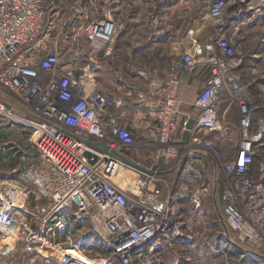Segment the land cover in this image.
<instances>
[{"label":"built area","instance_id":"obj_1","mask_svg":"<svg viewBox=\"0 0 264 264\" xmlns=\"http://www.w3.org/2000/svg\"><path fill=\"white\" fill-rule=\"evenodd\" d=\"M216 7L218 16L221 6ZM105 22L111 29L106 41L96 33ZM114 33L110 20L71 26L45 0H0V92L4 94L0 114L24 124L38 152L24 173L27 178L34 176L35 187L0 178V236L5 255L20 251L32 263H48L58 254L67 259L65 264H105L103 250L108 247L110 264H154L151 240L155 232L161 228L169 237L170 222H177L175 205L164 213L159 161H181L186 149L210 155L201 151L214 144L207 135L213 133L216 140L226 135L218 103L221 90L233 86V77L224 75V66L195 43L184 57L186 72L194 77L210 65L212 76L194 101V110L182 109L183 67L175 64L170 71L151 77L148 87L136 93L135 109L151 119L147 143L155 144L156 161L147 168L152 172L128 165L122 157L129 158L136 140L142 143V139L112 114V106L125 108V102L105 92L97 79V53L106 49ZM191 119L195 124L185 140ZM243 147L238 170L252 160L251 141ZM123 166L137 175L126 185L117 180ZM187 188L181 185L182 192ZM193 205H199L194 195ZM227 211L236 214L231 203ZM82 227L87 235L92 231L104 240L94 237V248L102 252L92 263L79 244Z\"/></svg>","mask_w":264,"mask_h":264},{"label":"rangeland","instance_id":"obj_2","mask_svg":"<svg viewBox=\"0 0 264 264\" xmlns=\"http://www.w3.org/2000/svg\"><path fill=\"white\" fill-rule=\"evenodd\" d=\"M45 2L49 8L58 9L71 26L104 20L115 26L106 49L97 53V79L105 92L125 102V108H110L122 123L132 119L137 107L136 93L146 87L151 77L170 71L175 64L183 67L182 76L191 77L184 57L193 51L195 43L206 49L207 57H214L224 66V75L233 77L234 83L222 89L219 97L224 138L216 140L213 133L207 135L214 144L201 151L210 155L191 154L186 149L181 161L166 163L161 159L158 163L164 213L175 205L177 222H170L169 237L161 228L155 232L151 240L154 264H264V0ZM217 4L221 10L215 16ZM83 43L88 45L85 39ZM207 45H212L210 50ZM210 68H203L189 79L192 86L188 97L192 103L211 78ZM218 74L223 73L219 70ZM0 132L4 134L0 149L19 145L38 154L29 140L31 132L19 121L0 114ZM248 141L252 143V160L248 167L242 165L238 170L243 143ZM137 146H141L138 139ZM155 147L148 146L149 165L156 161L152 155ZM8 162H0V178L35 187L34 176H20ZM132 171L121 167L117 180L126 185L137 176ZM181 185L188 187L187 192L181 191ZM226 189L231 194L229 198ZM193 195L199 205H193ZM230 203L236 212L233 216L227 211ZM83 229L78 232L82 233L79 244L86 260L92 263L96 254L102 252L94 248V237L104 240L92 231L85 235ZM2 240L0 236V264H65L67 260L57 254L48 263H32L20 251L14 256L5 255ZM103 251L104 263L110 264L108 247Z\"/></svg>","mask_w":264,"mask_h":264},{"label":"crops","instance_id":"obj_3","mask_svg":"<svg viewBox=\"0 0 264 264\" xmlns=\"http://www.w3.org/2000/svg\"><path fill=\"white\" fill-rule=\"evenodd\" d=\"M186 76V77H185ZM183 75L182 76V80H181V84H180V91H179V95L180 97L183 99V104H182V109L184 112H191L194 110V107L192 108V102L188 95L190 92V87L192 86L190 83V78L191 77H187V75ZM148 87V83H146V87ZM144 88V89H145ZM150 118H148L147 116H145L142 113V110H137L134 109L133 112V117L130 121L126 120L123 124H127L130 128V130L136 134L137 136H139L142 139V143H140V147H134L133 149H131V152L128 153V157L129 159H131L133 162L138 163L139 165L145 167V168H151L153 165H149V150H148V146L150 144L147 143L148 141V135L149 133V129L151 126L150 123ZM149 133V134H148ZM148 134V135H147ZM14 149H18L17 152H15V155H7V161H12V162H16L14 168L12 169L14 172H18L24 177V173L26 171V167L30 161V158L32 156H38V154L34 155V153L32 152V150H27L24 149L23 147H20L19 145H15L14 147H12ZM148 150V153H147ZM12 167V166H10ZM27 178V177H26ZM21 183H23L22 181H19ZM25 185V183H23ZM33 184V183H32ZM27 185V184H26ZM29 187H32L31 185H27Z\"/></svg>","mask_w":264,"mask_h":264},{"label":"water","instance_id":"obj_4","mask_svg":"<svg viewBox=\"0 0 264 264\" xmlns=\"http://www.w3.org/2000/svg\"><path fill=\"white\" fill-rule=\"evenodd\" d=\"M0 97H4V94L0 92ZM195 124V119H191L190 120V123L188 125V129L187 131L185 132L184 134V139L187 140L189 138V134H190V129L193 127V125ZM99 146L105 148V149H108V147L103 143V142H98L97 143ZM123 160L128 164L130 165L131 167H134L138 170H142V171H147V172H152V171H149L147 168L139 165L138 163H135L133 162L131 159L127 158V157H122ZM215 160V159H214ZM216 162V161H215Z\"/></svg>","mask_w":264,"mask_h":264},{"label":"trees","instance_id":"obj_5","mask_svg":"<svg viewBox=\"0 0 264 264\" xmlns=\"http://www.w3.org/2000/svg\"><path fill=\"white\" fill-rule=\"evenodd\" d=\"M3 135H4L3 132H0V141H2V136ZM12 147L13 146H5L2 149H0V162L3 161V163H4V161H7V155L8 154L9 155H12V154L15 155V152H17L18 149H14ZM9 162H11V163H9ZM9 162L8 163H9L10 166H15V164H16V162H12V161H9Z\"/></svg>","mask_w":264,"mask_h":264},{"label":"bare ground","instance_id":"obj_6","mask_svg":"<svg viewBox=\"0 0 264 264\" xmlns=\"http://www.w3.org/2000/svg\"><path fill=\"white\" fill-rule=\"evenodd\" d=\"M111 32L110 26L107 24V22L103 23L96 31L98 37L104 39L108 38L109 34Z\"/></svg>","mask_w":264,"mask_h":264}]
</instances>
